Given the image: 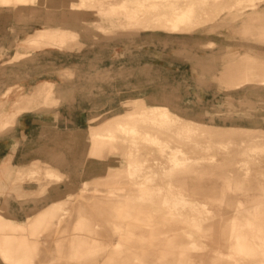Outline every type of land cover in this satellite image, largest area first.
I'll return each instance as SVG.
<instances>
[{
    "label": "rangeland",
    "instance_id": "1",
    "mask_svg": "<svg viewBox=\"0 0 264 264\" xmlns=\"http://www.w3.org/2000/svg\"><path fill=\"white\" fill-rule=\"evenodd\" d=\"M72 1L77 0H0V140L14 133L19 114L29 110L41 112L48 119L42 122L39 130L42 134H39L41 140L37 144L40 146L28 152L18 167L26 166L31 157H52L46 151L49 148L56 154L60 150L64 158L71 162H68L70 169L59 162L54 163L63 175L67 174L62 178V183H55L51 179L39 180L46 183L49 189L59 185L58 195L49 191V195L41 199L34 190L33 194L22 193L18 188L22 185L14 187L12 180L9 199L0 202V264H171L179 259L181 247H175V236H179L177 228L182 224L165 221L161 210L150 206L140 214L136 210L128 215L122 214L123 219L119 212L121 207L124 209L123 201L130 195L124 192L120 201L122 206L114 209L106 190L102 193L112 183L110 185L108 178L94 177L89 165L102 163L92 158L105 161L110 153L108 147L102 154L79 150L73 156L80 147L77 142L86 139L84 137L89 132H106L113 120H120L121 124L130 127L137 122L127 120L128 115L139 117L152 114L153 110L160 116L161 112H166L167 118H175L180 125L193 128V139L215 144L214 162L219 159L225 164L231 163V185L224 189L223 195L218 196L221 197L218 202H213L205 194L209 190L205 176L201 177L203 183L193 195L205 205L203 217L224 223L238 214L248 221L241 230L242 235L258 247L260 240L257 236H264L258 230L259 222L244 207L233 204L237 198L248 202L254 197H264V168L251 165V174L244 178L233 162L245 157L241 151L247 149L252 141L257 144L264 141V86L252 84L254 79H250L260 75L256 69L259 70L260 66L264 68L263 14L257 15L258 10L252 13L248 1L237 4L234 0H210L208 12L212 13L198 22V28L188 32L161 30L162 19L153 22V30L117 27L102 32L89 25L86 18L120 24L128 13L135 14L136 10L130 4L123 6L121 0H86L90 10H79L80 18L78 13H71L75 12L69 5ZM224 3H232V7L219 13L217 9ZM254 8L262 10L264 0H257ZM38 9L42 11V17L33 16ZM146 10H139V15L145 16ZM237 10H243L239 19L227 15L229 11ZM50 12L52 14L47 15ZM88 13L89 16L86 15ZM250 13L255 14L251 19ZM248 18L252 23L244 27L238 25ZM38 28H42V31L34 36L31 32ZM51 28H56V32L46 30ZM239 28L245 29L238 31ZM246 52L259 55L246 56ZM248 61H253L252 64L257 66L253 64V69L245 71L250 66L243 63ZM230 66L231 69L239 66L240 71L236 70L239 79L224 83L222 74ZM30 76L38 83L34 81L24 91L18 83ZM60 113L63 116L72 114L78 120L58 119ZM224 126L229 130L223 131ZM157 132L162 139L178 146L176 136ZM218 144L229 149L226 154L221 153L223 148ZM180 145L184 155L191 160L194 151L188 145ZM231 152L233 155L230 157L228 154ZM258 154L264 157V150ZM154 157L144 154L142 160L155 165L157 159ZM112 159L115 165L119 163V157L113 156ZM41 163L44 161H39ZM32 166L35 167L34 164ZM256 181L262 184L261 189ZM35 183L32 184L39 187ZM117 187L121 191L127 189L124 183ZM67 192H72L73 199L77 198L84 205L80 211L67 206V215L71 220L68 229L53 225L50 230H44L42 226L41 231H34L36 218L43 213L41 206L59 199V195L65 197ZM262 202L264 206V199ZM187 215L191 221L196 220L197 216L189 210ZM13 216L22 219L21 222L16 225L8 223ZM200 218L198 215V221ZM90 220L96 221V225ZM217 222L200 229L184 224L179 229L186 233L187 238L198 243V249L191 250L193 253L202 252L199 256L207 260L206 264L213 260L214 264H221L223 252L233 264H246L260 257L242 258L233 248L226 247L224 241L219 239L222 224ZM5 223L10 226H4ZM4 233L11 236L7 238ZM80 236H85L87 240L75 243ZM22 249L30 250L32 254L21 259L18 252ZM97 251L101 255L94 259L93 254Z\"/></svg>",
    "mask_w": 264,
    "mask_h": 264
},
{
    "label": "bare ground",
    "instance_id": "2",
    "mask_svg": "<svg viewBox=\"0 0 264 264\" xmlns=\"http://www.w3.org/2000/svg\"><path fill=\"white\" fill-rule=\"evenodd\" d=\"M32 1L35 2L36 0H32ZM121 1L123 6L130 4L136 10V12L135 14L128 13L127 14L128 17L126 19L123 20L120 19L121 20L120 24H116V22L113 21L112 19L111 20L113 22H109V23H104L102 20L94 21V18L88 19L86 18V15L89 16V13L86 15L83 14L85 15L86 22H90L89 25L91 26L93 25L96 29L102 32L103 31L107 32L108 30L115 29L117 27H119V29L130 28V29L138 30L140 28H143V30H153L154 29L152 28L153 22H157L160 19H162L163 23L161 24L163 28L161 30H167V32L168 31L182 32L193 28H198V22L201 20L203 21V19H205L206 16H209V14L212 13V12H208V5L210 0H121ZM214 1L217 2L223 0H214ZM234 1L237 4H242L243 2L248 1L249 6L252 8V13L258 10L256 14L259 15L262 13L264 16V8L262 10L254 8V5L256 4L257 0H234ZM69 5L71 7V10L75 11L71 13H75V14L78 13L79 10H83V11L90 10L86 0H77L76 2L72 1L69 3ZM231 5L232 3L231 4L224 3V5L220 6L219 9H217V11L219 13H224L226 9L232 7ZM142 8L147 9L145 11L146 12L145 16L139 15L138 11L141 10ZM39 10L40 9L34 11L33 16L42 17V11ZM238 10L236 12L229 11L227 15L231 16V18L233 19L236 18L239 19L241 17L240 13H243V10L242 11H238ZM51 12L47 13V15L52 14ZM78 16L80 17V13H78ZM253 16H255V14L250 13L249 18L251 19L253 18ZM53 18H55V14ZM249 18L247 20L246 19L241 20L240 24L238 25L244 27L245 25L252 23L249 20ZM241 29L244 30L245 28H239L238 31H240ZM46 30L49 32L51 31L53 33L56 32V28H51ZM40 31H42V28H38L31 33H33V35L35 36V33ZM262 39L264 40L263 37ZM1 40H0V44H1ZM250 52H246V56L247 54L251 57L252 56L258 57L259 55ZM240 59L241 58H239L238 62L240 61ZM254 61L256 63V60ZM252 62L248 61L246 63H243L250 66L245 71L253 69V67L251 66L255 63L252 64ZM258 64L260 66V63ZM225 66L226 65H224L223 67ZM259 66L257 68L263 67V66L260 67ZM238 67L235 66L233 69H231L230 66L229 69H224L225 73L222 74L221 80L225 83L228 81H235L239 79V76H237L238 75L237 71H240L238 70ZM261 68L259 70L256 69V72L260 74L257 78H250L252 80L254 79L252 84H257V85L259 84L260 86L261 85L264 86V68L263 69ZM227 70L228 71L231 70V71L227 74L228 72ZM161 114L162 115L160 116L158 115L157 112L153 110L152 114H145L139 117L128 115L127 120H132L137 122V124L131 125L130 127H126L125 125L121 124L122 122L120 120H113L110 122V125L107 128L108 131L102 132L100 130H97V131L89 132L88 136L84 137L86 139H82L78 141L77 145H80V147L78 148L77 152L74 151L73 156H75L74 155L75 153L78 154L79 150H81L82 152L88 150L89 152H92L94 154H102L104 149L108 147L110 153H109V157H106L105 161L101 160V158L100 159L92 158V159H96L97 162L99 163L101 161L105 165H102V163L99 165H89V170L94 177H97L98 179L105 177L109 179L108 181L110 182V185L112 183V185L111 186L108 185V187L105 188L104 192L102 191V193H105L106 190V195H108L111 202H113V208L118 209L119 207L122 206V204H120V201L122 194H124L125 192V194H128L130 196L125 198L126 201H123L124 209L123 207H121L119 214L128 215L133 210H136L138 214H140L144 210V208L148 206L156 210H161L162 217L165 221L170 223L177 222L179 224H182L180 227L177 228L180 234L179 236L178 235L175 236L177 241L176 246L174 243L175 247H179V248L181 247V250L178 252L179 259L176 260L175 262H172L171 264H177L179 262H184L183 264H206L207 260L199 256L200 254H202V252H196V253L192 252L193 249H198V243L195 242L194 240H190L189 238H187L186 233H183L184 232L183 230L179 231V229H181V227L184 224L192 225L195 226L197 229H200V227L202 226L208 227L209 224L217 222V220H210L202 216L205 210V205L202 203V200L198 199L197 196H194L193 193H195V191L203 183L201 182V177L205 176L206 177L205 183L207 186H209V190H207L205 194H207L208 197L213 202L215 203L218 202L221 199V197L218 196L223 195L224 189L231 185V181H230L231 170L229 168V165L231 163L228 162V164H225L226 163L225 161L219 159H216V162H214V160L212 159L215 158V152H213L216 149L215 144L201 143L200 141L193 139L192 138L193 128H191L188 125H183V126L180 125L179 121L175 118H171V119L167 118L166 112H161ZM222 129L223 131L229 130L227 126H224ZM157 131H162V133H171L172 135L176 136L179 139L178 146H173L170 143V140L162 139ZM39 134L42 133L39 132ZM180 142L183 143L184 145H188V148L194 151L195 154L191 160H189L190 157L184 155V149L180 148L181 147ZM84 145H86L85 150H84ZM217 146L223 148V150L221 151V153L223 154H226L227 151L229 150L228 148H224V145L218 144ZM263 150H264V141L261 144H257L256 142L252 141L247 146V149L241 151V153H243L245 157H243L242 159H236L235 162H233L235 169L244 178H247L251 174L250 171L251 165L260 166L264 168V157H261L258 154L259 151H263ZM46 151H48L52 157H42V158L31 157L29 161L26 163L27 164L26 166L23 167L19 166L15 169L13 183H14V187L15 185L16 186L22 185L18 187L20 188L19 190H21L20 192L33 194V190H34V193L36 192L38 195H40L39 197H41V199L43 196L44 198L45 196H48L49 191L51 194L58 195L60 188L57 187L59 185H57V187L49 189V186L46 183H42L39 180L48 179L49 181V179H51V180H55V183L56 182L62 183L61 180L66 173L63 175L61 169L54 163L59 162L60 165L69 168L71 167V165L69 164L71 162L67 161L68 159H66V157L64 158L60 150L56 151L58 154L51 152L52 150L50 148L49 150ZM180 152H183V154ZM218 153L216 155H219ZM144 154L150 157L155 156L153 159H157V163L155 165L144 163L142 160V156H144ZM156 155L158 156L156 157ZM228 155H230L231 157L233 154L231 152ZM113 156L119 157V163L117 165L114 164V159H112ZM208 157H209L208 159L209 161H204V159ZM69 159L75 162L74 158L70 157ZM80 160L81 159H79V161ZM39 161L40 162L44 161V163L43 164L41 163L42 164L41 165L39 164ZM207 162L209 164H205ZM30 164L31 165L34 164L35 167L33 166L31 167ZM37 173H39V175H35ZM34 182H36L37 185L39 184L38 185L39 187H37L36 185L34 186L32 184ZM120 183H124L127 186V189L125 191H121L117 187V185L118 184L120 185ZM50 185H55V184H50ZM258 185H260V189H261L262 184L259 182ZM173 191H176V193H174ZM72 192H67L65 197L63 198H61L62 196L59 195V199L56 198L50 203H47V205L44 204L43 207L41 206L40 209H42L43 213L41 212V215L36 218V222L33 230L34 231H37L38 229L40 230V228L42 229V226L44 227V230L45 229L50 230L53 227V225L65 228L67 230L71 222V220H69L67 215L68 214L66 210L68 209L67 206L71 207L75 211L77 210L80 211L84 206L83 204H80V202H78L77 198L73 199ZM92 192H95V190H93ZM262 199H264V197L259 198L258 196L252 198L248 202H243L240 198H237L235 204L233 205L238 207H244L247 212L249 211L250 213H252L253 219L259 222L258 230L264 234V214H262L264 212V206L262 204L263 203ZM229 204L230 203H228L227 205ZM40 209H37V211H39ZM188 210L197 216L195 217L196 219L195 221H191L189 215H187ZM1 211L2 210H0V215H1ZM32 214L33 213L27 215H32ZM123 215L122 217L123 219H125ZM198 215L201 217L199 221H198ZM21 220L22 219H18L15 216H13L12 221L9 220L7 222L16 225L19 224ZM86 220L87 219L83 220L82 224ZM90 222L93 225H96L97 223L96 221L93 222L92 220H90ZM106 222L108 223L109 221L107 220ZM8 223H5L4 226L9 225ZM217 223L220 225L222 224V230L220 231L219 239L224 241L225 243L224 245L226 247L233 248L236 251V253L239 254V256L242 258L247 256L248 257H252V256L256 257L257 255L260 256L258 257V259L254 258L251 262H247L246 264H264V236H257L260 242H258V247H256L254 244H252L249 241V238H247L245 235H242L243 233L241 232V230H243L242 228H244V226L248 224V221H246L245 219H241L238 216V214H234V216L231 217L229 221H226L224 223L223 222L222 223L217 222ZM4 235L7 236V238L11 236L6 233H4ZM84 237L85 236H80L77 240H75V243H79L78 241L81 242L87 240V238ZM256 248H259V250L257 251ZM30 254H32L30 250L22 249L18 252V256L21 259L27 257ZM100 255L101 252L97 251L93 254V257L94 259H96V257ZM226 255L227 254H225V252L222 253L220 259L221 264H233L234 262L229 261L228 259L229 257H227ZM213 261H210L209 264H214ZM110 262H112V260ZM60 263L71 264V262H67V263L60 262Z\"/></svg>",
    "mask_w": 264,
    "mask_h": 264
},
{
    "label": "crops",
    "instance_id": "3",
    "mask_svg": "<svg viewBox=\"0 0 264 264\" xmlns=\"http://www.w3.org/2000/svg\"><path fill=\"white\" fill-rule=\"evenodd\" d=\"M5 43L8 42L6 41ZM5 43L3 44L5 45ZM34 81L35 79H31L30 76L18 84L22 85L25 91L31 87ZM35 82L36 84L38 83L37 81ZM59 118H65L66 121L78 120L72 114L69 115L67 113L65 116L62 113L58 114ZM46 119L48 118L42 116L41 112H32L30 110L23 112L16 118L17 126L14 133L0 140V202L10 197L9 187L12 184L15 169L19 163L28 152L40 146V144H37L41 140L39 138V130L42 128V122Z\"/></svg>",
    "mask_w": 264,
    "mask_h": 264
}]
</instances>
